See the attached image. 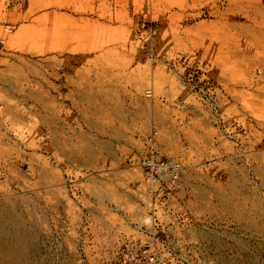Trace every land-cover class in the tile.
Segmentation results:
<instances>
[{
    "label": "rangeland",
    "instance_id": "1",
    "mask_svg": "<svg viewBox=\"0 0 264 264\" xmlns=\"http://www.w3.org/2000/svg\"><path fill=\"white\" fill-rule=\"evenodd\" d=\"M0 264H264V0H0Z\"/></svg>",
    "mask_w": 264,
    "mask_h": 264
},
{
    "label": "built area",
    "instance_id": "2",
    "mask_svg": "<svg viewBox=\"0 0 264 264\" xmlns=\"http://www.w3.org/2000/svg\"><path fill=\"white\" fill-rule=\"evenodd\" d=\"M151 167H152V170L150 172V179H156V175H158V172L159 171H165L166 169H169V170H172L173 173L176 172V169L178 168L177 165H167L165 163H162V164H151Z\"/></svg>",
    "mask_w": 264,
    "mask_h": 264
}]
</instances>
